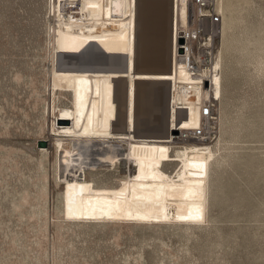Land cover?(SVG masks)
Wrapping results in <instances>:
<instances>
[{
	"label": "rangeland",
	"instance_id": "obj_1",
	"mask_svg": "<svg viewBox=\"0 0 264 264\" xmlns=\"http://www.w3.org/2000/svg\"><path fill=\"white\" fill-rule=\"evenodd\" d=\"M52 3L0 0V264H264V0H217L221 33L209 70L219 64L222 92L207 140L213 158L205 220L192 224L66 218L67 193L118 189L136 168L130 161L96 159L91 168L73 161L70 176L60 172L53 148L40 152L56 143L55 116L73 107L70 92L53 91ZM101 91L108 95L107 81ZM164 116L161 107L146 108L139 133H162ZM188 145L172 140V158ZM180 164L163 169L175 177Z\"/></svg>",
	"mask_w": 264,
	"mask_h": 264
},
{
	"label": "bare ground",
	"instance_id": "obj_2",
	"mask_svg": "<svg viewBox=\"0 0 264 264\" xmlns=\"http://www.w3.org/2000/svg\"><path fill=\"white\" fill-rule=\"evenodd\" d=\"M133 5L132 12L131 0H53L52 86L56 94L70 92L73 107L55 116L56 105L50 106L56 143L40 152L53 148L60 172L69 175L75 174L76 161L84 168H91L96 159L123 165L130 161L136 168L118 189L79 186L67 193L64 213L69 220L203 222L213 152L207 141L189 139L176 160L170 144L179 132L190 133L200 125L203 101L221 98L219 64L209 70L211 75L193 78L186 64L173 58V30L176 22L184 23L186 5H178L177 11L171 0H133ZM217 9L222 10L220 3ZM103 81L109 83L107 96H102ZM150 107H161L168 118L157 135L138 130V121ZM65 138L71 141L67 149ZM77 140L81 146L75 145ZM121 143L127 144L126 155L119 151ZM178 160L181 169L172 177L164 163Z\"/></svg>",
	"mask_w": 264,
	"mask_h": 264
},
{
	"label": "built area",
	"instance_id": "obj_3",
	"mask_svg": "<svg viewBox=\"0 0 264 264\" xmlns=\"http://www.w3.org/2000/svg\"><path fill=\"white\" fill-rule=\"evenodd\" d=\"M173 9L177 11L178 5L184 4L187 10L184 14V23L176 22L177 28L173 30L176 37L174 47V57L182 60L193 78L204 74L208 76L209 68L215 55L217 39L221 33V15L217 9V0H171ZM132 12L134 10L133 0H131ZM133 14L131 19H133ZM176 16V12H175ZM174 17V14H173ZM174 24V22H173ZM182 39L183 44L178 45L177 40ZM179 48L183 53L178 54ZM176 89L172 88V92ZM189 96V95H187ZM216 100H205L200 104V125L191 130L190 133H178L176 142L185 143L189 139L199 142L209 140L217 126L214 117Z\"/></svg>",
	"mask_w": 264,
	"mask_h": 264
},
{
	"label": "water",
	"instance_id": "obj_4",
	"mask_svg": "<svg viewBox=\"0 0 264 264\" xmlns=\"http://www.w3.org/2000/svg\"><path fill=\"white\" fill-rule=\"evenodd\" d=\"M178 43L181 45L183 43V40L182 39H179L178 40ZM178 52L179 53H182V50H179ZM45 145H46L45 142H42V141H38V143H37V146L38 147H45Z\"/></svg>",
	"mask_w": 264,
	"mask_h": 264
}]
</instances>
